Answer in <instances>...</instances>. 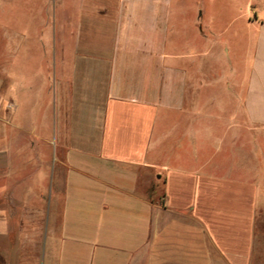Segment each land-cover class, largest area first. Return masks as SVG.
<instances>
[{"label":"crops","instance_id":"crops-1","mask_svg":"<svg viewBox=\"0 0 264 264\" xmlns=\"http://www.w3.org/2000/svg\"><path fill=\"white\" fill-rule=\"evenodd\" d=\"M206 1L9 4L0 200L40 264H264V0L220 47Z\"/></svg>","mask_w":264,"mask_h":264},{"label":"rangeland","instance_id":"rangeland-1","mask_svg":"<svg viewBox=\"0 0 264 264\" xmlns=\"http://www.w3.org/2000/svg\"><path fill=\"white\" fill-rule=\"evenodd\" d=\"M24 1L25 0H1L0 37H4L8 33L10 23L9 4L11 2L24 3ZM36 1L38 2L39 0ZM189 3L196 6L200 5L202 0H189ZM246 3L247 0H208L205 2V4H207L206 10L208 9L209 18L212 21L211 27L216 35L211 38V41H214L217 46L220 47L224 42L223 40H227V38L231 37L232 31H229V29H233V22H235V24L240 22L241 24L242 20H244L248 14L254 17L251 12L252 10L249 11L245 8ZM53 9L54 8L50 10L51 13ZM21 12L22 15H24L25 10L21 9ZM242 27L243 26L240 28ZM216 44L215 47H217ZM2 47L3 46L0 47V64L4 65L3 63L6 61L4 55L6 49ZM210 65L211 62L206 66L210 67ZM0 75L2 76L1 73ZM208 92L209 96L211 92ZM53 156V146H51L49 154L50 160H52ZM26 204L24 202L11 201L8 197L4 198V200H0L1 221L5 224L3 232L0 234V264H40L42 245L40 222L30 226L28 225V227L24 230L21 229V231L19 227V222L23 220L22 215L26 213ZM31 204L38 205V203ZM28 208L30 207L28 206ZM11 214L14 216L13 218H11Z\"/></svg>","mask_w":264,"mask_h":264}]
</instances>
